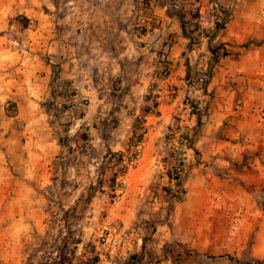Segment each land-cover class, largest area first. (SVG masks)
Masks as SVG:
<instances>
[{"label": "rangeland", "instance_id": "1", "mask_svg": "<svg viewBox=\"0 0 264 264\" xmlns=\"http://www.w3.org/2000/svg\"><path fill=\"white\" fill-rule=\"evenodd\" d=\"M15 7L0 0V220L18 203L31 209L32 219H62L55 209L69 200L58 187H86L83 177H61L63 132L42 131L23 109L27 96L44 89L36 63L45 56L32 48L23 18L16 26ZM196 8L207 19L225 12L228 23L207 39L211 28L204 22L203 34L190 41L186 108L203 118L215 92L233 99L218 130L233 153L202 159L199 150L184 151L179 132L194 144L195 124L178 117L160 171L130 210L119 186L111 191L113 177L101 163L98 184L79 201L80 225L64 227L66 240H49L34 228L24 244L0 243V264H133L131 254L142 255L137 264H264V0H188L187 20ZM212 48H218L214 87L211 97H202L199 77L213 60ZM177 163L183 164L181 188L168 177ZM66 213L72 220L74 213Z\"/></svg>", "mask_w": 264, "mask_h": 264}, {"label": "crops", "instance_id": "2", "mask_svg": "<svg viewBox=\"0 0 264 264\" xmlns=\"http://www.w3.org/2000/svg\"><path fill=\"white\" fill-rule=\"evenodd\" d=\"M12 1L20 16L16 26L23 18L32 48L45 56L36 63L44 89L27 96L23 109L42 131L57 130L67 137L58 144L61 177H83L86 188L58 187L69 200L55 209L62 219H32L31 209L18 203L0 220V243L24 244L34 228L49 240L64 242L65 225L81 223L75 216L81 213L79 201L87 191L91 196L98 184L101 163L109 166L113 177L111 191L119 186L130 210L160 171L166 159L165 138L178 117L189 116L188 122L195 124L193 146L202 159L233 153L218 131L233 110V99L218 91L211 97L213 76L202 96L212 98L207 114L199 118L186 108L185 97L191 91L186 84L188 57L194 51L182 27L188 22V0L179 3L182 19L180 9L172 5L179 0ZM39 99L45 102L39 104ZM66 212L74 213L72 220Z\"/></svg>", "mask_w": 264, "mask_h": 264}, {"label": "built area", "instance_id": "3", "mask_svg": "<svg viewBox=\"0 0 264 264\" xmlns=\"http://www.w3.org/2000/svg\"><path fill=\"white\" fill-rule=\"evenodd\" d=\"M172 5L174 7L179 8L180 10L183 11V9H182V7H181V5L179 4L178 1H173ZM215 6H216V4H215ZM216 9H217V7H216ZM196 10H197L196 16L193 19H190V21L188 20L187 24L185 25L187 33L190 36H192L194 39H195L196 36H199V35L203 34V31H204L203 23L204 22L205 23H209V26H210L211 30H213L214 27H215V24L217 22L221 21V18H222V15H223L222 14L223 12H218L217 14L212 15L211 18L207 19L205 13L203 12V10L201 8H196ZM220 30H222V29H220ZM189 79H190V76L188 75L187 83H189ZM204 79H206V75L205 74H203L202 76L199 77L200 87H202V88H203V84L202 83H203ZM178 141H179L180 145L183 147L182 149L184 151H186L188 148L193 150L191 148V141L189 140L188 136L183 134V132H179V140ZM182 166H183V164H181V163L178 164L177 163L174 167L171 168V170L169 172V175H168L170 183H173V182L176 183L177 180H181V176L183 175Z\"/></svg>", "mask_w": 264, "mask_h": 264}, {"label": "trees", "instance_id": "4", "mask_svg": "<svg viewBox=\"0 0 264 264\" xmlns=\"http://www.w3.org/2000/svg\"><path fill=\"white\" fill-rule=\"evenodd\" d=\"M223 15H222V18H221V21L220 22H217L216 24H215V27H214V29L213 30H211L210 32H208L207 31V34H206V37H207V39H210V38H212V37H214L215 36V34H216V32L218 31V30H220V29H224L225 27H226V25H227V23H228V16H227V14L225 13V12H223L222 13ZM178 15H179V17H181V19L182 18H185V14H184V12L182 11V10H179L178 11ZM187 20V19H186ZM182 27H183V30L184 31H186L185 29H186V26H185V24L183 23L182 24ZM185 34L189 37V42L191 41V40H194V38L192 37V36H190L189 34H187V32H185ZM208 47H210L209 45H208ZM211 53H212V56H213V60L211 61V62H207L208 64H207V69H206V79H204L203 80V90H205L206 91V84H207V80L210 78V76H211V72H212V66H213V64L214 63H216L218 60V58H217V51H218V48H212L211 50ZM223 53L225 54V52H224V50H223ZM188 73H187V77H188ZM199 118H200V116H199ZM191 148L193 149V151H194V153H196V150H195V148H194V146H193V144L191 143ZM116 159H119V156L118 157H116ZM168 174V173H167ZM178 179V178H177ZM100 182V181H99ZM176 185L179 187V188H181L182 187V182H181V180H177L176 181ZM141 257H142V255L141 254H131L130 255V261H131V263H133V264H137L139 261H140V259H141ZM96 260H98V257L96 258ZM130 261H128V263H130Z\"/></svg>", "mask_w": 264, "mask_h": 264}]
</instances>
